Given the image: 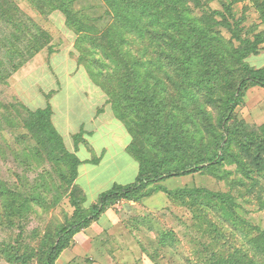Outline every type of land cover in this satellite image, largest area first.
I'll list each match as a JSON object with an SVG mask.
<instances>
[{"label":"trees","instance_id":"1","mask_svg":"<svg viewBox=\"0 0 264 264\" xmlns=\"http://www.w3.org/2000/svg\"><path fill=\"white\" fill-rule=\"evenodd\" d=\"M29 1L43 13L65 15L67 27L77 35L78 64L107 95L116 118L129 132L127 150L139 169L135 181L115 184L84 207L85 192L77 183L82 161L66 148L52 121L51 104L27 109L25 126L48 158L63 161L64 182L60 189L54 188L43 172L42 183L34 182L33 194L22 199L0 181L4 206L19 211L23 203L40 200L45 190L54 188L70 198L75 212L72 221L53 232L47 230L31 253L5 245L1 251L9 262L28 264L35 259L37 264H57L62 252L74 244V236L117 202L139 201L154 191L145 192L148 185L174 175L205 172L226 179L232 172L223 166L237 164L244 176L258 173L264 179V123L250 125L236 111L250 86L264 88V67L247 61L264 51V0H254L263 28L245 26L244 17L233 18V2L223 0L224 12L211 10L201 16L194 9L213 0H102L111 15L105 28L89 23L75 8L78 0ZM51 42V34L14 0H0V83L44 48H51ZM74 138L79 144L83 131ZM39 147L36 152L42 154ZM37 188H44L43 192L37 193ZM167 192L172 197H204L230 210L222 212L234 213L230 194L202 188ZM168 238L167 233L159 235V242ZM223 238L219 232L213 234L215 243ZM249 246L251 254L241 247L213 249L195 264H264V229L257 228Z\"/></svg>","mask_w":264,"mask_h":264},{"label":"rangeland","instance_id":"2","mask_svg":"<svg viewBox=\"0 0 264 264\" xmlns=\"http://www.w3.org/2000/svg\"><path fill=\"white\" fill-rule=\"evenodd\" d=\"M14 1L51 34L52 46L37 53L7 82L0 83V181L20 193L22 199L33 194L34 182L42 183L39 174L43 172L54 188L64 182L60 175L65 172L63 161L48 158L25 126L29 119L27 109L34 111L51 104L52 121L66 148L82 161L77 183L85 192L83 205L88 208L100 193L115 184L135 181L139 164L127 150L131 136L116 118L107 95L78 64L77 35L67 27L65 15L60 11L43 13L29 0ZM223 1L233 2V18L244 17L245 26L263 28L254 0ZM75 8L95 28H105L111 21L102 0H78ZM211 10L224 12L222 0L206 2L194 13L201 16ZM247 61L253 66H264V51L249 56ZM236 111L250 125L263 124L264 88L250 86ZM212 117L220 126L215 113ZM81 131L83 138L77 144L74 135ZM37 147L42 154L36 152ZM223 170L232 173L226 179L205 172L174 175L148 185L145 192L154 191L139 201L117 202L113 211L108 210L90 227L88 233L94 238L82 250L90 252L82 254V264L85 260L86 264H195L210 256L213 249L235 247L251 254L249 239L257 234V228L264 229V179L258 173L244 176L237 164L225 165ZM54 188L45 190L38 196L40 200L23 203L24 208L20 205L19 211H7L0 196V264H13L2 254L5 245H17L21 252L31 253L47 230L53 232L73 220L75 208L70 198ZM183 188L230 194L235 214L222 212L227 209L204 197H172L167 192ZM43 189L37 188L36 192ZM203 216L210 224L204 223ZM216 232L224 237L220 243L213 239ZM164 233L170 239L161 243L159 235ZM78 248L65 249L57 264H66L69 259L78 264ZM28 264L37 262L32 259Z\"/></svg>","mask_w":264,"mask_h":264},{"label":"crops","instance_id":"3","mask_svg":"<svg viewBox=\"0 0 264 264\" xmlns=\"http://www.w3.org/2000/svg\"><path fill=\"white\" fill-rule=\"evenodd\" d=\"M256 67H264V66H256ZM113 211V209L112 208H110L109 209V211ZM108 210L106 211V212H104L101 216H103L104 214H107L108 212H109ZM100 216V217H101ZM99 217V218H100ZM119 220H122V219H120V217H119ZM95 222H97V221H94L88 228H86V229H84V230H82L81 232H79V233H77L75 236H74V244L70 247V248H72V249H74L76 246H78L79 248L77 249V251L79 252L78 253V255H77V260L76 261H78L77 263L78 264H82V261H83V259H82V256H84V255H86V254H89L90 252H82V250L83 249H87V246H88V244H89V242L94 238V235L93 234H89L88 232H89V229H90V227L91 226H93V224L95 223ZM78 236V239L76 238ZM82 254H84V255H82ZM59 260V259H58ZM75 259H72V261L69 259L68 261H67V263L66 264H72V262L74 261ZM85 262H86V260H85ZM84 262V264H86ZM57 263H58V261H57Z\"/></svg>","mask_w":264,"mask_h":264}]
</instances>
